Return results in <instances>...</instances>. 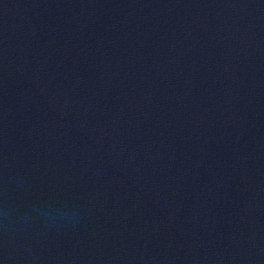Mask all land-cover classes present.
I'll list each match as a JSON object with an SVG mask.
<instances>
[{
	"label": "water",
	"instance_id": "95a60500",
	"mask_svg": "<svg viewBox=\"0 0 264 264\" xmlns=\"http://www.w3.org/2000/svg\"><path fill=\"white\" fill-rule=\"evenodd\" d=\"M0 264H264V0H0Z\"/></svg>",
	"mask_w": 264,
	"mask_h": 264
}]
</instances>
